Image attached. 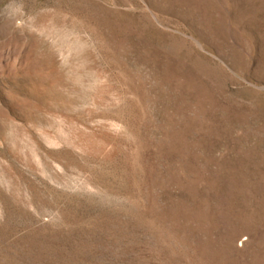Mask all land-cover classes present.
I'll use <instances>...</instances> for the list:
<instances>
[{"label": "rangeland", "instance_id": "1", "mask_svg": "<svg viewBox=\"0 0 264 264\" xmlns=\"http://www.w3.org/2000/svg\"><path fill=\"white\" fill-rule=\"evenodd\" d=\"M0 264H264V0H0Z\"/></svg>", "mask_w": 264, "mask_h": 264}]
</instances>
